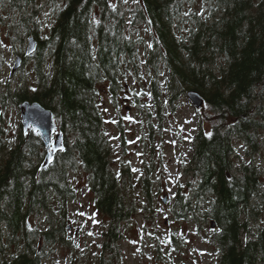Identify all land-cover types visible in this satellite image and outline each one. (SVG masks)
Returning a JSON list of instances; mask_svg holds the SVG:
<instances>
[{
    "label": "trees",
    "instance_id": "trees-1",
    "mask_svg": "<svg viewBox=\"0 0 264 264\" xmlns=\"http://www.w3.org/2000/svg\"><path fill=\"white\" fill-rule=\"evenodd\" d=\"M138 1L128 15L109 0H48L60 5L43 36L37 0H0L18 14L9 26L14 38L37 41L22 57V65L34 60L31 81L23 74L0 101L39 102L65 135L64 148L42 167L38 133L20 129L10 143L0 115V264H41L54 244L72 249L64 219L76 197L68 177L76 167L87 175L93 208L107 219L98 264H119L121 224L134 212L127 197L132 182L126 169H113L99 91L116 106L122 79L144 68L143 87L158 114L162 97L173 103L188 89L200 93L208 110L209 129L193 135L182 164L186 180L175 193L173 217L209 226L206 240L217 264H264V177L256 164L233 160V140L254 152L256 132L264 127V0H202L197 7L183 0ZM137 24L146 25L148 41L133 36ZM116 125L121 131L120 117ZM144 165L140 189L151 199L152 167Z\"/></svg>",
    "mask_w": 264,
    "mask_h": 264
},
{
    "label": "rangeland",
    "instance_id": "rangeland-1",
    "mask_svg": "<svg viewBox=\"0 0 264 264\" xmlns=\"http://www.w3.org/2000/svg\"><path fill=\"white\" fill-rule=\"evenodd\" d=\"M109 1L113 5L121 4L128 15H133L129 11L139 2ZM191 1L183 0L186 6L197 7L204 4L202 0ZM47 2L48 0L36 2L40 12L39 32L43 36L48 33L55 9L60 5L58 2L48 5ZM1 4L0 98L6 86H16L23 74L31 81L34 61L29 59L23 65L21 63L10 76L16 56L23 54L26 49L28 36L22 42L14 38L15 28L9 26L15 23L14 19L18 14ZM145 28L144 24L135 25L133 36L142 35L148 41ZM147 76L145 68L135 75L127 73L121 81L122 88L116 106L104 91H99V105L107 121L105 130L112 146L113 169L117 174L121 169H126L128 179L132 182L129 187L132 194L128 193L127 197L133 198L134 212L131 218L121 224L123 237L119 242V264H217L216 249L206 240L210 233L209 226H196L191 221L175 219L171 213L179 183L186 180L182 164L192 152L191 139L200 127L204 131L209 129L206 120L208 110L204 105L195 109L184 95L173 103L162 97L158 114V108L151 102L149 94L146 95L149 89L145 90L143 87ZM100 85L104 86L103 83ZM140 88L144 89V93H141ZM134 91H137V98L133 96ZM145 113L150 114V120ZM0 115L6 137L12 143L21 129L18 107L10 102L0 101ZM118 117L123 125L121 131L116 125ZM150 121L151 128L148 127ZM256 134L258 146L254 152L241 139L233 140L236 152L233 160L236 165L241 162L256 164L264 177V127L258 128ZM144 163L152 167L151 199H146L140 189V178L147 167ZM68 177L75 188L76 197L67 202L64 223L66 227L70 226L65 234L69 236L73 247L70 250L59 244L52 245L45 250L46 256L41 259V264H98L97 255L101 251L102 231L107 219L93 208V196L84 170L79 167L70 169ZM164 195L165 203L162 201ZM145 205L148 207L145 208ZM37 219L38 217L37 228L42 227ZM172 235L175 240H172Z\"/></svg>",
    "mask_w": 264,
    "mask_h": 264
},
{
    "label": "water",
    "instance_id": "water-1",
    "mask_svg": "<svg viewBox=\"0 0 264 264\" xmlns=\"http://www.w3.org/2000/svg\"><path fill=\"white\" fill-rule=\"evenodd\" d=\"M37 47V41L33 36L27 38V46L24 51L26 56L31 55ZM22 55L19 54L14 60L10 71V76L20 67ZM191 105L198 109L204 104L203 97L197 90L188 89L185 93ZM20 115V124L22 131L33 130L37 132L44 147V157L42 167L48 166L55 158L58 151L64 148V133L58 129L55 123L53 113L50 109L45 108L37 101H22L18 104ZM166 202V195L162 198ZM214 226V223H211ZM70 226H67L69 229Z\"/></svg>",
    "mask_w": 264,
    "mask_h": 264
},
{
    "label": "snow or ice",
    "instance_id": "snow-or-ice-1",
    "mask_svg": "<svg viewBox=\"0 0 264 264\" xmlns=\"http://www.w3.org/2000/svg\"><path fill=\"white\" fill-rule=\"evenodd\" d=\"M107 122V121H106ZM113 123H115V121H112ZM89 235H91V233H89Z\"/></svg>",
    "mask_w": 264,
    "mask_h": 264
}]
</instances>
